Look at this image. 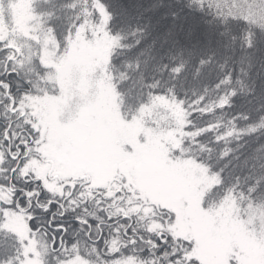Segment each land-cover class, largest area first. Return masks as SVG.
Masks as SVG:
<instances>
[{"label":"snow or ice","instance_id":"6c2138e0","mask_svg":"<svg viewBox=\"0 0 264 264\" xmlns=\"http://www.w3.org/2000/svg\"><path fill=\"white\" fill-rule=\"evenodd\" d=\"M192 3L204 10L199 0ZM114 7V0L84 6L67 0L47 11L41 24L56 42L48 46L51 62L15 43L11 28L0 35V264H264V232L249 227L237 209L241 200L247 206L264 199V137L247 153L243 143L264 133V127L246 130L264 112L255 120L227 112L240 95L224 85L231 71L217 81L215 101L203 93L189 100L183 82L177 91L175 83L162 88L143 74L133 80L116 52L66 82L62 59L81 30L87 35L90 16L94 36L116 39ZM62 19L70 23L61 41ZM245 46H255L247 33ZM206 63L200 60L196 75ZM251 67L249 60L236 77L247 94L255 91L244 83ZM165 70L179 79L182 69ZM108 88L115 89V104ZM122 96L137 110L125 114ZM131 126L137 131L128 136L122 129ZM229 206L260 260L222 235ZM210 236H219V255Z\"/></svg>","mask_w":264,"mask_h":264},{"label":"trees","instance_id":"16d2710c","mask_svg":"<svg viewBox=\"0 0 264 264\" xmlns=\"http://www.w3.org/2000/svg\"><path fill=\"white\" fill-rule=\"evenodd\" d=\"M25 1H27L25 6H22L24 3L22 0H0V27L5 28L2 29L3 35H8V29L11 28L14 32L15 43L30 45L33 50H40L43 55L48 54L44 59L51 62L54 53L49 51L48 46L54 48L56 42L46 35L41 20L47 19V11L58 8L61 3H66L67 0ZM167 1H170V5L167 7H164V0H161V6L155 4V0H148L146 4L148 3L147 6L155 4L153 9L159 8V11H164L167 20H178L180 14L203 20L207 26L217 31L218 41L214 42L213 45L201 44L199 45L201 47L192 48L183 37L176 34H169V36L165 34L154 21L155 18L151 11H143L138 7L131 8L124 5L121 0H114L117 5L113 8L116 19L112 23L111 31L115 32L116 39L113 40L110 35L94 36L92 25L96 23V20L90 16L87 35L81 30L72 40L71 45L80 48L84 41L91 43L100 41L104 47V54L101 59L97 57L93 65L100 60L107 61L111 53L116 52L123 61L128 63L133 80L143 74L146 80L154 78L160 80L162 88L167 86V83H175L177 91H180L179 85L183 82L189 100L201 93L210 97L212 101L217 100L218 93L215 85L218 80L225 77L226 72L231 71L233 79L232 81L225 79L224 85L229 88H237L240 95L236 100L235 107L228 109L227 112L229 114L235 112L250 113L255 120L264 112V108H262L264 106V3L262 1L264 0H251V2L256 1V3L263 4V17L259 21L239 14L237 9L235 10V0H199L200 7L204 8L203 11L194 6L192 0ZM106 2L113 3V0H106ZM76 3L84 6L89 3V0H76ZM205 5L207 7H204ZM173 12L179 13L176 19H173L171 15ZM66 15L68 13H61L62 17ZM231 17L236 19H230ZM68 23L70 21L67 19L58 22L61 41ZM137 29L142 31L133 35L132 33ZM221 33L224 34L221 35ZM246 33L252 36L255 44L251 49L245 46ZM45 37L46 41L43 43ZM138 40L140 43L137 45ZM177 41L179 42L177 43ZM126 46H131V48ZM66 57L67 55L62 59V64L66 61ZM201 59L210 60V63L203 65L199 75H196ZM249 60L252 67L249 75L244 77V83L255 89L252 94H247L248 89L242 88L236 83V77L239 75L238 70L241 67L247 70ZM137 64H139V71H136ZM165 66L168 69H172L174 66L181 67L179 79H174L171 71L165 70ZM137 87L139 88V85ZM106 94L115 104L117 97L115 89H106ZM183 94L181 92V95ZM120 106L125 114L137 110V105L123 96L120 97ZM240 123L243 125L245 122L241 121ZM221 125L225 128L229 127L223 123V120H221ZM259 127H264V118L255 125H249L246 130L254 131L255 128ZM262 137H264V133H258L255 137H248L244 140L243 143L248 145L244 152H250ZM218 201L213 202V204ZM255 204L264 208V199L257 200ZM4 239L0 235V241ZM6 243H11V240H7Z\"/></svg>","mask_w":264,"mask_h":264},{"label":"rangeland","instance_id":"374dc122","mask_svg":"<svg viewBox=\"0 0 264 264\" xmlns=\"http://www.w3.org/2000/svg\"><path fill=\"white\" fill-rule=\"evenodd\" d=\"M22 1L24 2L22 6H25L27 1ZM147 1L148 0H121L124 5L130 6L131 8L138 7L143 11H151L155 18L154 21L157 22V25L162 28L165 34H168L169 36L171 30V34H176L179 37H183L192 48H196L197 46L201 47L199 46L201 44L213 45L214 42L218 41L217 31H215L212 27L207 26L203 20L198 19L197 17H189L184 14H180V19L178 20H167L166 13H164V11H159V8L153 9L155 4H161V0H155V4L151 6H147ZM169 2L170 1L164 0V7L169 6ZM144 3L145 5H143ZM262 3H264V1H262ZM262 3H256V1L251 2V0L234 1V4L236 6L235 10L237 9L239 14L257 21H259L261 17H263ZM2 29L5 28L0 27V35H3ZM45 41L46 37L44 38L43 43H45ZM103 50L104 47L100 44V41L95 43L84 41L82 42L80 48L75 47L72 44L70 47V51L65 58L66 61H64L62 64V72L66 82H70L77 72L91 67L97 57L101 59L104 54ZM43 56L45 58L48 56V54L45 53ZM122 131L126 135L131 136L136 133L137 129L131 126L124 127ZM219 204L220 201L213 204L212 206H216ZM240 208H243V219L245 223H247L252 229L264 232V208L252 202H249L247 206H243V201H240L237 204V209L239 210ZM202 224L206 227V222H202ZM222 224L224 226V232L222 234L223 236H227L234 242L243 243L248 249V258L250 260L257 261L261 259V253L257 244L253 240L249 239L247 231H242L239 227V224L235 222V217L232 214L231 206L225 209L224 216L222 218ZM11 226L17 231L23 230V225L18 221H13ZM210 243L213 245L214 253L216 255H219V236H210ZM37 255H39V253H37ZM41 264H43V262H41Z\"/></svg>","mask_w":264,"mask_h":264}]
</instances>
